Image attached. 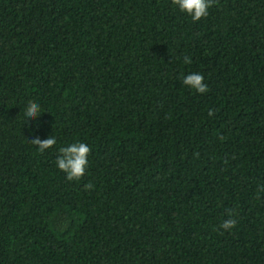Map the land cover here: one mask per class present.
Instances as JSON below:
<instances>
[{
  "label": "trees",
  "instance_id": "16d2710c",
  "mask_svg": "<svg viewBox=\"0 0 264 264\" xmlns=\"http://www.w3.org/2000/svg\"><path fill=\"white\" fill-rule=\"evenodd\" d=\"M208 12L0 0V264H264V0ZM29 102L57 138L43 153ZM76 141L68 181L54 161Z\"/></svg>",
  "mask_w": 264,
  "mask_h": 264
},
{
  "label": "clouds",
  "instance_id": "9594fccd",
  "mask_svg": "<svg viewBox=\"0 0 264 264\" xmlns=\"http://www.w3.org/2000/svg\"><path fill=\"white\" fill-rule=\"evenodd\" d=\"M212 3L213 0H171V6L180 13L190 17L193 22L208 16V10L212 6ZM183 63L185 65L191 64V58L187 55L184 56ZM203 80L204 77L199 72H190L182 77L181 83L195 93L203 94L208 91V86ZM45 112L37 102L27 103L23 110L25 127L32 136L31 142L37 146V151L40 153L57 145L55 135L48 134L46 138L40 139L35 134L43 124L41 117ZM89 152V146L79 141L69 143L66 146H60L57 149L58 154L54 161L55 166L65 174V178L68 181H78L85 174V169L88 166L87 156ZM85 187L91 188V184H87ZM261 191H264V188H261ZM236 224V219L229 213L228 218L223 220L219 228L230 231Z\"/></svg>",
  "mask_w": 264,
  "mask_h": 264
}]
</instances>
